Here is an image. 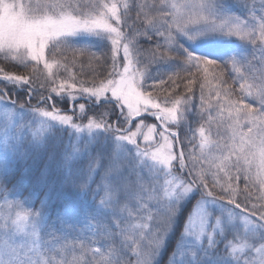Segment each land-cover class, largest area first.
<instances>
[{
	"label": "snow or ice",
	"instance_id": "snow-or-ice-1",
	"mask_svg": "<svg viewBox=\"0 0 264 264\" xmlns=\"http://www.w3.org/2000/svg\"><path fill=\"white\" fill-rule=\"evenodd\" d=\"M0 61V264H264V0H0Z\"/></svg>",
	"mask_w": 264,
	"mask_h": 264
},
{
	"label": "trees",
	"instance_id": "trees-1",
	"mask_svg": "<svg viewBox=\"0 0 264 264\" xmlns=\"http://www.w3.org/2000/svg\"><path fill=\"white\" fill-rule=\"evenodd\" d=\"M0 66H2V65H0ZM9 70H11V71H24L23 69H17V68H12V67H9ZM74 71H76L77 73H80V68L77 67L76 69H74ZM87 74H88V70L85 69V76L83 78H87Z\"/></svg>",
	"mask_w": 264,
	"mask_h": 264
},
{
	"label": "rangeland",
	"instance_id": "rangeland-1",
	"mask_svg": "<svg viewBox=\"0 0 264 264\" xmlns=\"http://www.w3.org/2000/svg\"><path fill=\"white\" fill-rule=\"evenodd\" d=\"M0 65L3 66V65H4V62H3V61H0ZM149 122H151V121H149ZM196 126H197L196 123H193V124H192V127H193V128H195ZM182 136H183V132H182Z\"/></svg>",
	"mask_w": 264,
	"mask_h": 264
}]
</instances>
